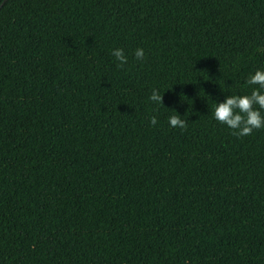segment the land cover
<instances>
[{
	"label": "trees",
	"instance_id": "16d2710c",
	"mask_svg": "<svg viewBox=\"0 0 264 264\" xmlns=\"http://www.w3.org/2000/svg\"><path fill=\"white\" fill-rule=\"evenodd\" d=\"M257 70L264 0H8L0 264H264V128L213 115Z\"/></svg>",
	"mask_w": 264,
	"mask_h": 264
},
{
	"label": "clouds",
	"instance_id": "9594fccd",
	"mask_svg": "<svg viewBox=\"0 0 264 264\" xmlns=\"http://www.w3.org/2000/svg\"><path fill=\"white\" fill-rule=\"evenodd\" d=\"M112 55L118 60L119 66L127 63L123 49H115ZM135 57L138 60L145 58L143 49H136ZM247 86H251L250 94L242 96H228L224 102L216 104L214 109V119L233 130V135L245 137L252 135L254 130L264 128V70H257L247 81ZM162 95L153 90L149 100L162 107ZM152 125L157 123L155 117L150 120ZM168 123L172 128L186 130L187 121L174 114L169 117Z\"/></svg>",
	"mask_w": 264,
	"mask_h": 264
},
{
	"label": "water",
	"instance_id": "95a60500",
	"mask_svg": "<svg viewBox=\"0 0 264 264\" xmlns=\"http://www.w3.org/2000/svg\"><path fill=\"white\" fill-rule=\"evenodd\" d=\"M8 0H2V2L0 3V8L7 2Z\"/></svg>",
	"mask_w": 264,
	"mask_h": 264
}]
</instances>
